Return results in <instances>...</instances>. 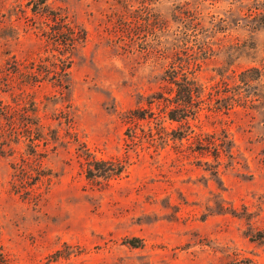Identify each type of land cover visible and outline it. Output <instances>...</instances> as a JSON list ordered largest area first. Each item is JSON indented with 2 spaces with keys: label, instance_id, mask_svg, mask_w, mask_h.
Masks as SVG:
<instances>
[{
  "label": "rangeland",
  "instance_id": "374dc122",
  "mask_svg": "<svg viewBox=\"0 0 264 264\" xmlns=\"http://www.w3.org/2000/svg\"><path fill=\"white\" fill-rule=\"evenodd\" d=\"M0 264H264V0H0Z\"/></svg>",
  "mask_w": 264,
  "mask_h": 264
},
{
  "label": "trees",
  "instance_id": "16d2710c",
  "mask_svg": "<svg viewBox=\"0 0 264 264\" xmlns=\"http://www.w3.org/2000/svg\"><path fill=\"white\" fill-rule=\"evenodd\" d=\"M72 42L75 40L72 37ZM178 87L180 88V91L177 92V98H176V108L173 110L172 112V118L177 120V117L174 115V112H181L182 115L180 118L184 117L185 119H183L182 121H185L188 119V115L187 114V110L189 108L194 107L197 103H200V97L198 96V93L196 92L195 86L194 85H188L185 86L182 84L178 85ZM196 94V95H195ZM194 98H198L197 100Z\"/></svg>",
  "mask_w": 264,
  "mask_h": 264
}]
</instances>
